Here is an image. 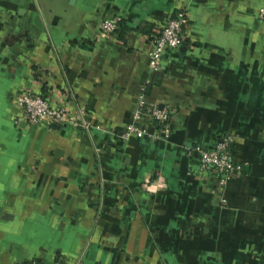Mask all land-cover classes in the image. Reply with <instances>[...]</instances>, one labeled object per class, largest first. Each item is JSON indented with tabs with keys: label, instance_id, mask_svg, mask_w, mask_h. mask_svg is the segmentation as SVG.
Returning <instances> with one entry per match:
<instances>
[{
	"label": "crops",
	"instance_id": "obj_1",
	"mask_svg": "<svg viewBox=\"0 0 264 264\" xmlns=\"http://www.w3.org/2000/svg\"><path fill=\"white\" fill-rule=\"evenodd\" d=\"M261 2L0 0V264H264ZM179 10L186 42L152 74L136 29ZM107 16L122 43L99 34ZM24 89L88 129L22 126ZM151 106L169 108L165 133ZM223 134L248 172L219 202L186 149Z\"/></svg>",
	"mask_w": 264,
	"mask_h": 264
},
{
	"label": "built area",
	"instance_id": "obj_2",
	"mask_svg": "<svg viewBox=\"0 0 264 264\" xmlns=\"http://www.w3.org/2000/svg\"><path fill=\"white\" fill-rule=\"evenodd\" d=\"M255 19L264 24V0L255 13ZM119 18L117 16H107L99 21L97 29L99 34L110 39L117 29ZM187 25V15L184 11H176L172 17L161 22L156 30V36H148L147 40L151 44V49L147 53V66L152 74L160 70V62L165 54L176 52L184 46L186 38L184 30ZM141 99V97H140ZM17 104L20 108V122L28 127H49L50 125L68 126L73 129L86 131L88 123L78 112H71L63 106L51 103L45 97L35 94L30 90H21ZM142 99L139 102L141 106ZM150 119L166 131L167 123L171 116L169 108L151 106L147 110ZM139 119L138 111L132 115V123L125 128L124 136L131 133L139 134V129L135 122ZM235 141L232 134L218 136L208 147L191 146L186 149V156L194 159L197 163V175L200 178L209 176L213 180L214 191L219 195V202H223V193L227 183L235 173H240L242 166L236 164L230 157V147ZM29 264H41L30 262ZM56 264V263H52Z\"/></svg>",
	"mask_w": 264,
	"mask_h": 264
},
{
	"label": "trees",
	"instance_id": "obj_3",
	"mask_svg": "<svg viewBox=\"0 0 264 264\" xmlns=\"http://www.w3.org/2000/svg\"><path fill=\"white\" fill-rule=\"evenodd\" d=\"M175 14L172 13L170 17H172L173 15ZM159 25V24H158ZM157 25V26H158ZM157 26L153 25V24H142L140 27H138L136 30L145 35V36H156V33H157ZM128 31V29L125 28L124 26V23L122 21H118V24H117V29L113 32V36L116 37V40H118L119 42L122 43V35L124 33H126ZM172 53H170L171 55ZM224 135V134H223ZM248 172V169L246 167H242L241 168V172L240 173H247Z\"/></svg>",
	"mask_w": 264,
	"mask_h": 264
},
{
	"label": "water",
	"instance_id": "obj_4",
	"mask_svg": "<svg viewBox=\"0 0 264 264\" xmlns=\"http://www.w3.org/2000/svg\"><path fill=\"white\" fill-rule=\"evenodd\" d=\"M19 124H21L22 126L24 125V123H23V122H19Z\"/></svg>",
	"mask_w": 264,
	"mask_h": 264
}]
</instances>
